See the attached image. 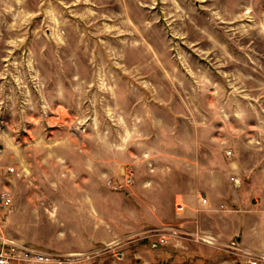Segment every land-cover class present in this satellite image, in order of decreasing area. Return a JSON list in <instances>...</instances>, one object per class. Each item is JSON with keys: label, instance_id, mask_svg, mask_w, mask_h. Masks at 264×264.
Returning a JSON list of instances; mask_svg holds the SVG:
<instances>
[{"label": "rangeland", "instance_id": "rangeland-1", "mask_svg": "<svg viewBox=\"0 0 264 264\" xmlns=\"http://www.w3.org/2000/svg\"><path fill=\"white\" fill-rule=\"evenodd\" d=\"M0 150L10 238L264 264V0H0Z\"/></svg>", "mask_w": 264, "mask_h": 264}, {"label": "built area", "instance_id": "built-area-1", "mask_svg": "<svg viewBox=\"0 0 264 264\" xmlns=\"http://www.w3.org/2000/svg\"><path fill=\"white\" fill-rule=\"evenodd\" d=\"M232 181L236 187H240L239 179L233 177ZM202 201L204 204L208 203L207 199H202ZM176 206L178 213H182L186 209L184 201H178ZM12 207V194L6 190L2 191L0 193V209L10 210ZM91 259V255L88 254L50 252L32 246L24 240L10 238L0 229V264H91ZM251 263L258 264V260H253Z\"/></svg>", "mask_w": 264, "mask_h": 264}, {"label": "crops", "instance_id": "crops-1", "mask_svg": "<svg viewBox=\"0 0 264 264\" xmlns=\"http://www.w3.org/2000/svg\"><path fill=\"white\" fill-rule=\"evenodd\" d=\"M261 211L264 212V209H261ZM259 217H260V216H259ZM259 217H258V219H259Z\"/></svg>", "mask_w": 264, "mask_h": 264}]
</instances>
